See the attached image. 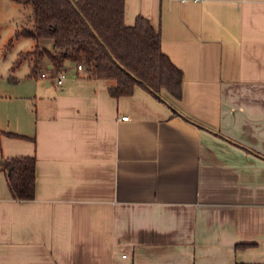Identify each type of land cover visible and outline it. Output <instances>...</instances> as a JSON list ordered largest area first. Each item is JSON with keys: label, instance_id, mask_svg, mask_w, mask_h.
Here are the masks:
<instances>
[{"label": "crops", "instance_id": "1", "mask_svg": "<svg viewBox=\"0 0 264 264\" xmlns=\"http://www.w3.org/2000/svg\"><path fill=\"white\" fill-rule=\"evenodd\" d=\"M139 14L184 71L169 104L72 61L61 84L0 80V264H264V0H125ZM17 155L33 198L10 192Z\"/></svg>", "mask_w": 264, "mask_h": 264}, {"label": "trees", "instance_id": "2", "mask_svg": "<svg viewBox=\"0 0 264 264\" xmlns=\"http://www.w3.org/2000/svg\"><path fill=\"white\" fill-rule=\"evenodd\" d=\"M17 1L30 7L31 24L18 27L6 48L22 37L32 38L35 44L18 52L12 71L27 60L29 74L47 71L53 76L72 61L83 64L88 77L113 80L109 84L113 96L131 94L137 85L168 104L162 89L176 98L182 96L184 71L163 51L160 27L141 14L132 25L126 24L125 0ZM43 38H49L51 44L41 46ZM35 165V155L10 157L7 180L15 199L34 197ZM248 246L237 244L238 248Z\"/></svg>", "mask_w": 264, "mask_h": 264}, {"label": "rangeland", "instance_id": "3", "mask_svg": "<svg viewBox=\"0 0 264 264\" xmlns=\"http://www.w3.org/2000/svg\"><path fill=\"white\" fill-rule=\"evenodd\" d=\"M22 7L24 6L17 0H0V80L7 83H13L16 79L19 80L21 78L25 81V77H31L29 74V61L27 60L23 61L15 71L11 69V65L16 59L18 52L33 48L34 44H32L31 38L22 37L16 41L12 48H6L8 39L13 35L15 30L20 27L22 19H27V8ZM22 10H24V12ZM25 22L29 21L26 20ZM48 39L49 38L41 39V46H44L45 42L49 41ZM12 74L17 78L13 80L10 76Z\"/></svg>", "mask_w": 264, "mask_h": 264}, {"label": "built area", "instance_id": "4", "mask_svg": "<svg viewBox=\"0 0 264 264\" xmlns=\"http://www.w3.org/2000/svg\"><path fill=\"white\" fill-rule=\"evenodd\" d=\"M78 69H83L84 67H83V64H81V63H78ZM41 75H43V76H46L47 75V73L46 72H42L41 73ZM63 76H64V73L63 72H58L57 73V82L58 83H62L63 82ZM128 116L126 115V116H123L122 118H127Z\"/></svg>", "mask_w": 264, "mask_h": 264}]
</instances>
